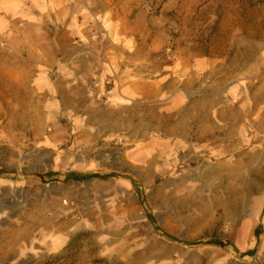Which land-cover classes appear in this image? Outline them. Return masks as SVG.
Returning a JSON list of instances; mask_svg holds the SVG:
<instances>
[{
  "label": "rangeland",
  "instance_id": "rangeland-1",
  "mask_svg": "<svg viewBox=\"0 0 264 264\" xmlns=\"http://www.w3.org/2000/svg\"><path fill=\"white\" fill-rule=\"evenodd\" d=\"M2 1L0 264H264V0Z\"/></svg>",
  "mask_w": 264,
  "mask_h": 264
},
{
  "label": "crops",
  "instance_id": "crops-1",
  "mask_svg": "<svg viewBox=\"0 0 264 264\" xmlns=\"http://www.w3.org/2000/svg\"><path fill=\"white\" fill-rule=\"evenodd\" d=\"M6 1V0H5ZM5 1H2L1 2V6H3V9L4 8H7V7H5L4 6V3L3 2H5ZM8 10H11V8H7ZM263 80H264V78H263ZM262 86L263 87H261V90L263 91V104H264V81H263V84H262ZM254 98H256L255 96H253ZM249 99H250V97H248ZM254 98H252V102H253V100L255 101V99ZM256 104H255V109L254 110H249V116H254L255 117V115H259V114H263L264 115V109L263 110H256ZM230 117H232V125H230V124H228V125H223V126H221V124H219V125H217V128H216V132L217 133H221V132H223V138H221V140L223 141V145H221V146H223V147H231V144H228V146H227V144H225V143H227V142H233V146H239V145H241V141H242V139H241V136H240V133L242 132V129H241V125H240V122L238 121V123H235L234 122V120L236 119V118H238V117H240V115L238 114H236V112L235 111H233L232 112V115L231 116H229V115H227V114H225L224 113V111H218L217 113H216V118L218 119V121H220V119L221 120H224L225 118L226 119H230ZM206 118H209V116L208 115H206ZM227 122H229V121H227ZM203 130H205V132L204 133H207V131H208V129L206 130V129H201V131H203ZM246 130V129H245ZM212 131V130H211ZM211 131H208V132H211ZM174 133V130L173 129H170V131L168 132V134H173ZM226 133H227V136H226ZM168 134H166V135H168ZM221 140H219V144H221L222 143V141ZM221 146H219V147H221ZM257 228V227H256ZM240 234H242V235H245V236H249L248 234H249V230H248V227H245V226H243V228H242V230H241V232H240ZM256 234V229H254V231H253V235H255ZM161 242V244L164 246V248H160V247H157L158 245H159V243ZM160 246V245H159ZM154 247H157V248H160V249H166V243L165 242H163V241H157V242H155L154 243V245H153V248ZM147 249H152V247L149 245V246H147L146 247ZM160 257H162V254L160 253ZM143 256H144V259L143 260H145L146 259V256H147V254L145 253H143ZM143 256L142 257H138L137 258V260L136 261H134L133 263H131V264H145L144 263V261L142 260V258H143ZM160 261H161V264L164 262H166V260H164V261H162V258L160 259ZM110 264H117V262L115 261V260H112L111 262H110Z\"/></svg>",
  "mask_w": 264,
  "mask_h": 264
},
{
  "label": "bare ground",
  "instance_id": "bare-ground-1",
  "mask_svg": "<svg viewBox=\"0 0 264 264\" xmlns=\"http://www.w3.org/2000/svg\"><path fill=\"white\" fill-rule=\"evenodd\" d=\"M111 120H112V117L110 115L108 116V119L107 118L105 119V125L109 128V130H115L116 128H119V127L122 126V122L118 121V122L113 123V122H111ZM144 157L146 158L147 155L138 153V154H136V156L134 158L137 159V160H141ZM148 160H149L148 168L150 170L152 169V167L155 164H157V162H159L157 160V154H152L151 157L148 158ZM262 173L263 172H261L260 173L261 175H259V176H261V179L263 180L264 179V174H262ZM260 183L261 182H257V184H255L254 188H253V186H254L253 185L252 186V188H253L252 190L253 191H257L258 188H261V184ZM249 188H251V187H249ZM240 194H241V192H239V193L237 192L235 194V196H234L235 198L230 196L231 199L223 200V202H217V206L221 207V209H224V210H230L231 209V211L233 210L232 212H234L237 215L240 214V212L242 211V205L240 203V201H241V197L240 196H242L243 193L241 195ZM233 217H235V216L233 214H231L228 218H233ZM159 245L157 247L164 248V246L161 244V242L159 243ZM143 259H144V256H143L142 260Z\"/></svg>",
  "mask_w": 264,
  "mask_h": 264
}]
</instances>
